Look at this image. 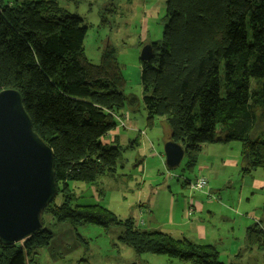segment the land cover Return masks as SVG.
I'll return each instance as SVG.
<instances>
[{
  "label": "trees",
  "instance_id": "1",
  "mask_svg": "<svg viewBox=\"0 0 264 264\" xmlns=\"http://www.w3.org/2000/svg\"><path fill=\"white\" fill-rule=\"evenodd\" d=\"M115 13L110 3L101 25L110 26ZM162 21L161 38L148 43L150 58L138 61L146 124L164 119L169 140L183 149L178 167L185 173L194 174L203 147L233 142L241 144L243 172H264V0H166ZM86 31L57 0H0V91L20 93L33 130L53 152L57 195L43 221L50 216L75 231L120 227L119 239L137 256L224 264L214 245L141 231L104 206L74 204L71 182L92 184L124 168L128 147L102 139L124 129L118 119L130 118L125 108L139 103L124 94L126 80L111 45L98 64L86 58ZM197 178L184 179L182 187ZM52 239L43 224L18 244L0 245V264H35V250ZM244 243L264 252V208L245 228Z\"/></svg>",
  "mask_w": 264,
  "mask_h": 264
},
{
  "label": "rangeland",
  "instance_id": "2",
  "mask_svg": "<svg viewBox=\"0 0 264 264\" xmlns=\"http://www.w3.org/2000/svg\"><path fill=\"white\" fill-rule=\"evenodd\" d=\"M57 1L61 8L82 19L83 26L87 27L83 46L85 56L89 61L98 64L102 50L108 45L115 49L118 63L126 80L124 94H133L139 100L136 108H125V114L130 115L137 125V133L132 130L123 132L131 141L137 139L139 148L126 149L123 154L125 166L123 169H117L115 177H101L92 184L71 182L69 185L76 198L74 204L104 206L120 220L132 219L139 230L150 231L148 222L152 219L161 223L168 219L167 202L170 199L185 195L192 200L193 198L190 197L199 199L202 195L191 192L189 194V190L182 187L181 175L193 180L197 175L198 167L194 174L183 172L182 166L172 170L166 168L163 147L169 135L168 127L163 118H156L154 124L148 126L142 104L139 54L142 46L161 38L166 0ZM110 3L114 4L116 13L110 19L111 25L103 26L101 18ZM140 44H142L141 47ZM222 68L223 65L221 66V81ZM140 131H143L145 136L139 135ZM149 142L152 143L153 149ZM140 146L145 148L143 168L134 167V161H138V154L141 153ZM205 148L209 147H203L199 164L207 172L204 175L208 177V189L216 200L205 197L202 202L209 207L210 203L218 204L223 210L228 205L229 210L232 211L231 218H234L236 222L233 226L234 233L228 234L229 236L225 238L224 235L228 232V228L221 219L223 215L220 216L218 212L215 218L210 219L207 216V206H204V212L198 213L204 220L203 226L207 231L213 227L219 229L222 236L212 238L207 235V239L202 243L215 245L219 253L218 259L224 264H264V252L246 249L244 243V230L253 223L245 219V213L254 212V216L259 219L264 208V172L260 169L255 170L251 172V178H241L244 164L240 155L241 144L238 142L231 143L230 147L223 146L215 149L222 150L229 159L241 161L236 167L228 165L221 168L219 163L205 166L202 162ZM235 151L237 155L233 153ZM220 155H222L220 152L215 153V158ZM170 174L174 178L170 179L168 177ZM210 175H215L214 180ZM245 182L253 184L254 195L252 197L248 193L249 188L244 193L239 192L240 185ZM228 183L232 185L228 186ZM155 192L161 194L159 199L161 201L160 206H156L158 212L154 217L152 208H148L149 212L148 210L143 212L142 208L147 207L149 202L155 204V197H153L156 195ZM239 196L240 202H237ZM246 198L249 199V204ZM141 221L144 224H140ZM43 223L53 234V239L49 247L35 250L33 254L35 264H184L180 260L169 259L165 256L148 254L137 256L119 239L120 227L103 229L94 225H82L77 226L75 231L66 223L55 222L50 216H45ZM163 232L175 237L187 235L184 233L180 236L178 232H167L166 228Z\"/></svg>",
  "mask_w": 264,
  "mask_h": 264
},
{
  "label": "water",
  "instance_id": "3",
  "mask_svg": "<svg viewBox=\"0 0 264 264\" xmlns=\"http://www.w3.org/2000/svg\"><path fill=\"white\" fill-rule=\"evenodd\" d=\"M151 46L140 50L146 61ZM167 169L177 168L182 147L167 141L163 147ZM57 195L54 158L49 146L33 130L20 93L0 91V245L18 244L43 227L45 208Z\"/></svg>",
  "mask_w": 264,
  "mask_h": 264
},
{
  "label": "crops",
  "instance_id": "4",
  "mask_svg": "<svg viewBox=\"0 0 264 264\" xmlns=\"http://www.w3.org/2000/svg\"><path fill=\"white\" fill-rule=\"evenodd\" d=\"M125 128L124 129H119L117 131H114L113 133H111L110 135H108L107 137L102 139V143L106 144V145H110V144H114L115 142H118L119 145L121 146H125L131 149L137 148V139L132 140L133 143L134 141H136L134 144L131 143V145H129L130 143V139L127 137V134H123L124 131L127 130H132V131H137L136 130V123L132 121L131 117H126L125 120ZM169 132V130H168ZM137 133V132H136ZM140 135V134H139ZM169 141V135L167 137V139L165 140V142ZM132 144L134 146H132ZM231 145V144H230ZM230 145H226L224 147H230ZM137 146V147H135ZM209 148H205L204 152L205 154L202 157V162L203 164H205V166H209V165H214V164H220L221 168H224L225 166L228 165H234V167L237 166V164L241 163V161L237 162V160L235 159H229L227 158L224 154L222 150H215L216 147H223V146H208ZM139 148V147H138ZM231 149V148H228ZM141 151L140 154H138V161H134V167H139V168H143V164L145 162V148H143V146H140ZM228 151V150H227ZM230 151V150H229ZM220 152L222 155L218 156L215 158V153ZM236 154V151L233 152ZM200 158H199V163H200ZM197 165L198 167V171H197V175L195 177H204L206 180H208V177L204 174H207L206 171H204L203 166L201 164ZM243 163V162H242ZM197 169V168H196ZM243 170V169H242ZM172 176V175H171ZM183 180L186 179V177H183V175H181ZM212 177V179L214 180L215 175H210ZM170 179L174 178V176L170 177L168 176ZM246 177H252L251 173L248 175L247 173L241 171V178H246ZM208 182V181H207ZM232 183H228V186H231ZM253 184L245 182L243 184L240 185L239 187V192L241 193L243 191L249 188V195L250 197H252L254 195V190H253ZM228 188V187H227ZM188 189V187L186 188ZM189 190V189H188ZM207 192H210V190L206 189ZM214 191V190H213ZM190 194V190L188 191ZM193 194V192H191ZM156 195H154L153 197H155V204L153 205V203H147V207H143L142 210L143 212H147L148 208H152L153 209V213H154V217L156 215V212H158V208L156 206H160L159 202L161 200H159L161 198V194L158 192H155ZM200 194V193H199ZM202 194V195H201ZM199 199H195L194 197H190L193 198L192 200L189 199L188 197H186L185 195H179L180 197L178 198H172L170 199V201H168V206H167V220L165 219L164 223H161L160 221L157 220H151L150 222H148V228L150 231H161L163 232V229L166 228L167 232H175V233H179V235L181 236L182 234L186 233V236H182V237H186L188 239H190L191 241H195V242H205V240L207 239V235L212 236V238L215 237H221L222 235L220 234L219 229L217 228H212L211 230H208L203 226L204 225V220L202 219L201 215L204 212V206H207V204H204L202 202V200H205L206 194L201 193ZM196 195V194H195ZM223 195V194H222ZM248 195V194H247ZM152 197V198H153ZM247 201V204H249V199H245ZM237 202H240V196L239 198H237ZM152 204V206H150ZM189 207L192 208L193 213L187 215V211L189 209ZM211 207V208H210ZM210 207L207 206V216L208 218H215V214H217L219 212L220 216L223 215L221 217V219L223 220L224 223L227 224V228H228V232L226 233V235H224L225 238H227L229 235L228 234H232L234 233V225L236 220L234 218H231V213L232 211L229 210V206H225L224 210L221 209V207L218 204H214V203H210ZM149 212V210H148ZM152 213L150 212V215ZM246 216V220L248 221H252V222H256L258 221L257 217L254 216V212L252 213H245ZM254 220V221H253ZM144 224V222L142 223ZM202 244H208V243H202ZM208 245H212V244H208ZM215 246V245H214ZM232 247V246H231Z\"/></svg>",
  "mask_w": 264,
  "mask_h": 264
},
{
  "label": "built area",
  "instance_id": "5",
  "mask_svg": "<svg viewBox=\"0 0 264 264\" xmlns=\"http://www.w3.org/2000/svg\"><path fill=\"white\" fill-rule=\"evenodd\" d=\"M119 127H125L126 124H125V120L123 118H119ZM143 136H145V133H142ZM150 143V142H149ZM150 147H152L153 149V145L152 143H150ZM170 177L171 174H170ZM207 186H208V182L207 180L204 178V177H198L195 181H193L190 185H189V190L193 193H203V194H206V197L209 198L210 200H216V197L213 196L212 194H210L209 192L206 191L207 189ZM193 213V210L191 207H189L188 211H187V215ZM142 223V221H141Z\"/></svg>",
  "mask_w": 264,
  "mask_h": 264
}]
</instances>
